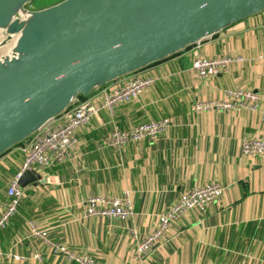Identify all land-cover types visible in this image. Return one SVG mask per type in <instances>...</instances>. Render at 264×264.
Here are the masks:
<instances>
[{
	"label": "crops",
	"instance_id": "1",
	"mask_svg": "<svg viewBox=\"0 0 264 264\" xmlns=\"http://www.w3.org/2000/svg\"><path fill=\"white\" fill-rule=\"evenodd\" d=\"M192 49L201 57L241 60L200 78L191 68ZM136 73L154 83L112 112L101 109L75 131L62 163L36 170L47 175L45 182L23 188L16 212L0 228V252L21 259L3 257L0 264H77L61 249L94 256L101 264H264V154L241 151L243 139H264V103L255 110L192 108L199 101H227L235 90L264 96V9ZM163 119L168 126L154 140L99 145L114 127ZM22 160L19 146L0 158L5 170L11 167L0 175V200ZM212 182L224 186L214 203L171 221L144 257L136 255L138 240L180 194ZM125 194L131 217L83 215L89 196ZM32 225L47 233V241L27 237Z\"/></svg>",
	"mask_w": 264,
	"mask_h": 264
},
{
	"label": "water",
	"instance_id": "2",
	"mask_svg": "<svg viewBox=\"0 0 264 264\" xmlns=\"http://www.w3.org/2000/svg\"><path fill=\"white\" fill-rule=\"evenodd\" d=\"M32 1L0 0V32L10 45L20 36L16 55H0V155L79 95L264 9V0H61L28 9ZM46 177L26 169L17 183L24 188Z\"/></svg>",
	"mask_w": 264,
	"mask_h": 264
},
{
	"label": "built area",
	"instance_id": "3",
	"mask_svg": "<svg viewBox=\"0 0 264 264\" xmlns=\"http://www.w3.org/2000/svg\"><path fill=\"white\" fill-rule=\"evenodd\" d=\"M192 53H194V57L191 61V68L200 78L226 72L233 62L241 60L239 56L201 57L195 49H192ZM117 80L99 87L90 95V98L84 100L76 98L60 115L46 121L20 143L19 149L23 155V160L20 171L8 182L5 192L6 198L0 200V228L4 227L14 215L23 196V188L17 183L22 171L26 169L45 171L62 163L75 143L74 134L80 126L87 124L101 109H107L112 112L117 105L135 100L146 87L154 83L152 77L136 72ZM260 103H264V96L259 95L257 92L235 90L232 92V98L227 101H199L194 103L192 108L205 110L241 106L255 110ZM167 126L168 121L163 119L131 126L127 129L114 127L108 136L100 140L99 145L119 147L127 142L142 138L154 140ZM241 151L244 155H263L264 139L258 137L243 139ZM223 191L224 186L220 183L212 182L193 187L187 192L180 194L178 200L159 215L157 225L151 233L138 240L136 255L144 257L149 252L150 247L166 232L171 221L181 217L188 210L204 212L222 195ZM83 215H100L109 218L126 219L133 215V208L127 194L122 198L89 196L86 199ZM27 237H39L47 241V233L33 225L28 231ZM55 248L57 249L56 246ZM61 250L67 254L70 260L75 261L77 264H101L94 256L74 254L64 249ZM3 257L14 260L21 259L20 256L10 252H0V259ZM33 257L40 259L39 254H35Z\"/></svg>",
	"mask_w": 264,
	"mask_h": 264
},
{
	"label": "rangeland",
	"instance_id": "4",
	"mask_svg": "<svg viewBox=\"0 0 264 264\" xmlns=\"http://www.w3.org/2000/svg\"><path fill=\"white\" fill-rule=\"evenodd\" d=\"M59 1H61V0H34L31 3L27 4L26 7L28 9H40V8L52 5L54 3H57ZM9 42H10V39H6V37H4L2 35V33L0 32V55L4 54L2 52H5L7 47L10 45ZM17 146H19V145H17ZM11 149H13V148H11ZM11 149H9L8 151H6L2 155H0V158L3 157L5 154H7Z\"/></svg>",
	"mask_w": 264,
	"mask_h": 264
},
{
	"label": "bare ground",
	"instance_id": "5",
	"mask_svg": "<svg viewBox=\"0 0 264 264\" xmlns=\"http://www.w3.org/2000/svg\"><path fill=\"white\" fill-rule=\"evenodd\" d=\"M20 13V15H21V17L22 18H24V19H29L30 18V16L31 15H28V14H25V13H23V12H19ZM19 37L20 36H16V35H14L13 36V38H12V44L10 45V47H8V49L5 51L6 52V55L9 57V56H12V55H16V52H15V50H14V46L16 45V43L18 42V40H19Z\"/></svg>",
	"mask_w": 264,
	"mask_h": 264
},
{
	"label": "trees",
	"instance_id": "6",
	"mask_svg": "<svg viewBox=\"0 0 264 264\" xmlns=\"http://www.w3.org/2000/svg\"><path fill=\"white\" fill-rule=\"evenodd\" d=\"M79 100H84V99H86L87 97L86 96H82V95H79L78 97H77ZM20 145V144H19ZM17 146V145H16ZM15 147V146H14ZM11 169V167L10 166H8V169L7 170H5V168H3L2 167V165H0V175L1 174H5L8 170H10ZM4 186V182H3V180H1L0 179V189L2 188Z\"/></svg>",
	"mask_w": 264,
	"mask_h": 264
}]
</instances>
